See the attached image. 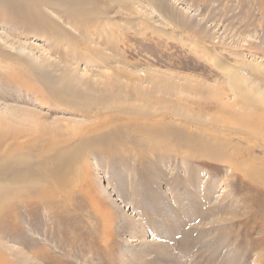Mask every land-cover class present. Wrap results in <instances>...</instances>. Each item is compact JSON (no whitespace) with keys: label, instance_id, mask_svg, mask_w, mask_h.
Wrapping results in <instances>:
<instances>
[{"label":"rangeland","instance_id":"1","mask_svg":"<svg viewBox=\"0 0 264 264\" xmlns=\"http://www.w3.org/2000/svg\"><path fill=\"white\" fill-rule=\"evenodd\" d=\"M115 4L109 15L118 23V30L106 26L75 32L82 39L81 47L91 45L102 55L89 62H74L72 69L82 79L81 85L91 80V90L100 92L101 97L110 95L104 87L108 81L121 98H134L123 103L125 114L117 124L130 122L131 131L139 124L138 134L132 131L129 136L135 142L143 141L145 167L140 168L136 159L139 145L124 144L125 137L119 144L126 150L115 154L125 162L113 155L112 159L88 155V183L93 180L95 188L91 194L101 200L86 203L83 194L75 201V213L62 216L57 224L52 223L51 214L42 215V222L36 225L44 230L32 237L38 239L44 254L36 256L10 239L6 245L21 253L12 258L21 264H264V203L248 200L242 177L213 159L184 161L180 154L172 153L173 146L170 154L163 156L162 150L155 151L156 146L169 142H149L144 134L145 125H175L179 121L183 127L189 121L194 127L201 121L214 128L212 117L224 124L222 110H240V98L229 79L240 76L239 72V90H250L264 108V0H121ZM48 16L67 31L73 29L54 12L48 11ZM83 33L94 37L87 41ZM99 33L104 34L97 40ZM22 43L41 53L37 54L39 63L49 55L48 42ZM52 45L53 51L66 47L64 42ZM82 52L77 48L78 54ZM212 53L223 66H234L229 76L214 65ZM65 55L56 54L51 64L61 65ZM17 67L0 71V81ZM121 71L132 76L112 79ZM27 80L21 86H0V114L11 116L10 110H14L19 119L23 114H39L47 117V123L55 119L76 122L72 112L39 97ZM164 80L176 88L171 97L166 96V87L157 85ZM152 96H158L159 101L147 104L146 99ZM105 113L112 117L123 112L116 106ZM82 123L88 127L95 124ZM78 131L73 132L75 137L81 134ZM13 132L0 128L3 135ZM220 135L222 141L228 139L232 145L260 155L257 145L236 131L230 134L221 128ZM254 138L263 143L264 134ZM97 159L102 161L100 165ZM72 172L74 191L70 195L79 196L78 173ZM41 212L36 209L34 216L39 218ZM195 236L194 241L191 238Z\"/></svg>","mask_w":264,"mask_h":264},{"label":"bare ground","instance_id":"2","mask_svg":"<svg viewBox=\"0 0 264 264\" xmlns=\"http://www.w3.org/2000/svg\"><path fill=\"white\" fill-rule=\"evenodd\" d=\"M119 1L121 0H0V30L3 31L0 32V71L8 70L11 65L18 66L15 71L7 74L0 81V86L12 84L21 86L28 79L27 83L35 89V93L38 92L39 97L46 98L47 103L68 110L77 117L73 119L77 123L64 119H55L47 123V117L39 116V114L37 116L36 114L34 116L23 114L24 118L19 119L17 113L10 108L8 109L11 116L0 114V128L14 131L10 136L0 134V264H21L14 259L21 253L6 245L10 239L36 256L44 254L38 239L34 241L32 237V234L44 230L43 227L37 226L38 223L36 225V222H42V215L51 214L52 223L57 224L62 216L67 218L70 216L69 214L75 213V209L78 208L75 206V201L80 199L83 194H86L83 198L86 203L88 201L93 204L96 199L101 200L99 197L95 199L91 194L95 188L93 180H89L88 183L91 172L87 162L88 155H103L106 158L113 155L116 160L125 162V159L115 156L116 153L120 154L126 150L122 149L119 144V140L125 137L124 144L139 145L135 151L136 159L139 161L140 168L144 169L145 167L143 158L145 151L140 144L143 141L135 142L129 136L132 131L134 134H138L136 129L139 130V124L133 125L136 129L132 131L129 127L132 124H128L130 122L117 124L120 115L125 114L124 108L122 109L123 103L126 100L132 101L134 98H121L118 93L110 89L111 82L108 81L104 83V87H107L110 95L101 97L100 92L91 90L94 88L91 80H87V83L81 85V78L74 74L72 69L74 62L81 60L89 62L94 57L102 55L99 49H95L91 45L85 48L81 47L82 39L76 36L75 32L81 28L102 30L106 26H112L118 30V23L109 13L114 11V5ZM48 11L54 12L73 29L67 31L51 16H48ZM103 34L99 33L97 40ZM83 36L87 41H91L94 37L92 33H83ZM111 39L106 42L110 43ZM28 40L49 43L51 47L47 48L49 55L44 57L45 60L41 63L38 62L37 57V54L41 53L22 43V41ZM54 42H64L66 47L59 51H53L52 44ZM77 48L83 51L82 54L77 53ZM26 51L33 54L26 53ZM60 52L66 54L61 60V65L51 64V58ZM217 57L215 53H212L211 58L214 65L226 76H229V72L234 66H223ZM235 73L238 72L235 71ZM239 75L241 76L240 72ZM126 76L132 75L121 71L115 73L112 79L118 81ZM240 76L229 78L232 79L230 85L240 98V110L238 113L230 110L229 112L225 111L227 108L222 110L224 122L222 125H219L218 120L212 117L213 127H219L218 131L211 128L212 126L207 127L201 121H198L194 127L190 125L189 121H186V126L181 127L177 120L175 125L173 123L145 125L144 134L149 142L162 144L169 142L166 145L156 146L155 151L162 150L163 156L169 155L168 150H172L173 146L176 150L173 149L172 153L177 152L180 154V159L184 161L209 158L229 167L232 173H237L242 177L243 182L240 183L243 188L247 187L248 200L259 201L262 204V202L264 203V141L259 143L254 140V137H261L264 134V108L259 107V102L255 100L257 98L253 97L256 95H252L250 90H239L238 80L242 78ZM168 82L169 80H164L158 82L157 85L166 87V96L171 97V94L175 93L173 89L176 88L174 85H168ZM81 86L85 89H82ZM157 98L158 96H152L146 99V103L157 102L159 101ZM142 105L147 106L146 104ZM116 106L123 113L112 117L106 115L105 111ZM215 107L217 109V105ZM175 112L177 111L175 110ZM135 113L147 116L138 110H135ZM175 114L178 118L181 116ZM78 115L81 119L78 118ZM88 121H93L95 124L88 127L82 123ZM229 125L240 127V129L235 130L236 128ZM16 126L21 128L17 129ZM220 127L230 134L236 131L247 141L256 144L260 155H256L252 149L246 150L240 146L232 145L228 139L224 138L222 141ZM76 129H80L78 132H81L77 137L73 134ZM230 148H233L232 153ZM101 162L97 159L99 165ZM73 170L78 173L77 183L81 184L80 190L82 191L79 196L70 195V192L74 191H71L73 178H70ZM250 191L260 195V198H255ZM71 206L72 208L68 210L67 208ZM39 208L42 212L38 218L34 216V212ZM263 215L264 208L262 218H264ZM45 231L49 230L45 229ZM187 238L191 237L185 239ZM191 239L197 240L196 236ZM184 244L187 245L188 242L184 240Z\"/></svg>","mask_w":264,"mask_h":264}]
</instances>
